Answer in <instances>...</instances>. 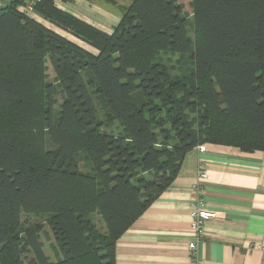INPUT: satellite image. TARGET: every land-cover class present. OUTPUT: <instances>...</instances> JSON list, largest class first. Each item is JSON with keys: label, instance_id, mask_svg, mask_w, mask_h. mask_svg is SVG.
Instances as JSON below:
<instances>
[{"label": "trees", "instance_id": "16d2710c", "mask_svg": "<svg viewBox=\"0 0 264 264\" xmlns=\"http://www.w3.org/2000/svg\"><path fill=\"white\" fill-rule=\"evenodd\" d=\"M120 8L111 33L55 0L0 8V264H116L190 150L264 152V0ZM23 213L49 216L55 260Z\"/></svg>", "mask_w": 264, "mask_h": 264}, {"label": "crops", "instance_id": "0c3cea01", "mask_svg": "<svg viewBox=\"0 0 264 264\" xmlns=\"http://www.w3.org/2000/svg\"><path fill=\"white\" fill-rule=\"evenodd\" d=\"M14 1L0 0V8ZM117 2L55 0L59 8L107 33L122 15L124 4ZM30 16L76 41L37 14ZM206 147L205 153L194 148L186 154L174 182L118 239L116 264H192L193 259L200 264H264V152ZM201 168L207 179L199 178ZM199 186L205 208L218 217L205 223L204 236L197 240L191 212Z\"/></svg>", "mask_w": 264, "mask_h": 264}, {"label": "rangeland", "instance_id": "374dc122", "mask_svg": "<svg viewBox=\"0 0 264 264\" xmlns=\"http://www.w3.org/2000/svg\"><path fill=\"white\" fill-rule=\"evenodd\" d=\"M190 1L191 0H180L182 5L184 6V12L187 14L188 17L192 16V10L190 8ZM129 0H121V4H127ZM99 7L100 5L97 4ZM35 13L32 11L30 12L29 15H34ZM47 23V21H43ZM48 25V23H47ZM79 43L85 47L86 49H89L91 52L95 53V50L91 49L88 47L86 44L82 43L79 41ZM48 80L50 82H54V73L52 68L49 66V71H48ZM62 97L58 96V101L61 102ZM48 215L47 214H38V213H23L22 214V233L26 230L32 229V228H40V236H41V241L44 246V251L47 256H49L51 259L54 260L55 254L59 251L58 245L56 243V240L54 239L50 227L48 226ZM94 218V217H93ZM95 220V219H94ZM27 259L33 257L32 253L27 254Z\"/></svg>", "mask_w": 264, "mask_h": 264}, {"label": "built area", "instance_id": "2783aa9c", "mask_svg": "<svg viewBox=\"0 0 264 264\" xmlns=\"http://www.w3.org/2000/svg\"><path fill=\"white\" fill-rule=\"evenodd\" d=\"M25 10L28 12V14H30V12L33 11L32 4H30ZM197 149L200 153H205L207 147L206 145H199ZM199 178L201 180L207 179V174L204 172L202 168L199 170ZM196 195H197V201L196 204H194L193 206L191 217H192V229L195 232L196 238L198 240L204 236L205 223L210 220H215L218 217V213L215 211L207 210L205 208L203 194L200 186L197 187ZM189 248L191 250H194L196 248V242L190 243ZM192 264H200V263H198L196 259H193Z\"/></svg>", "mask_w": 264, "mask_h": 264}]
</instances>
